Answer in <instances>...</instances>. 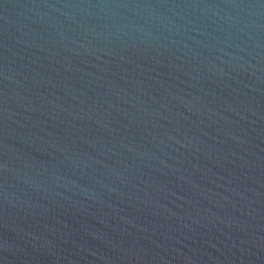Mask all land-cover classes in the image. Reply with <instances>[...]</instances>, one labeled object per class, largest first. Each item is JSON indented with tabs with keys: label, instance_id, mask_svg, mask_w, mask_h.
I'll return each instance as SVG.
<instances>
[{
	"label": "water",
	"instance_id": "1",
	"mask_svg": "<svg viewBox=\"0 0 264 264\" xmlns=\"http://www.w3.org/2000/svg\"><path fill=\"white\" fill-rule=\"evenodd\" d=\"M0 264H264V0H0Z\"/></svg>",
	"mask_w": 264,
	"mask_h": 264
}]
</instances>
